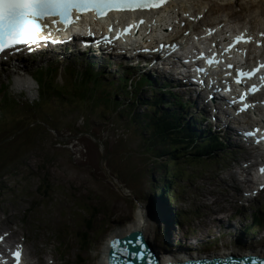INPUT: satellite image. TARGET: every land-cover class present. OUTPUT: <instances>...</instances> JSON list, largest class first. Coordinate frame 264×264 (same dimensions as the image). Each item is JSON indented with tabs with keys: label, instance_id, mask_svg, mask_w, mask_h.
Returning <instances> with one entry per match:
<instances>
[{
	"label": "rangeland",
	"instance_id": "rangeland-1",
	"mask_svg": "<svg viewBox=\"0 0 264 264\" xmlns=\"http://www.w3.org/2000/svg\"><path fill=\"white\" fill-rule=\"evenodd\" d=\"M190 9L200 12L207 9L206 21L209 23L223 17L233 26L250 23L264 27V0H235L225 5L215 0H200L194 1ZM80 57L81 61L71 65L82 66V61L89 58L86 55ZM118 61V58L110 59L101 83L82 81L89 83L90 88L83 89L76 80L66 82L73 89H82L80 97L77 94L61 97L53 92H43L40 84L24 88L20 101L7 105L0 119V209L7 205L21 207L24 199L35 198L37 204L31 219L38 216L46 224L66 230L68 245L65 258L69 264L102 263L108 238L114 232L133 225L131 223L136 220L140 206H149L151 195L155 197L153 181L160 186L164 176L161 165L167 162L168 156H160L158 168H153L154 156L159 151L150 141L149 129L136 119L137 116L146 118L148 114H142L143 105L133 107L127 104L137 92L161 98L153 89L159 84H144L141 90L139 85L135 89L125 85L119 87L124 84L120 75H126V70ZM93 63L90 67L96 71L99 64H105L101 61ZM137 76L129 74L131 78ZM49 77L43 87L65 86L59 81L60 70L56 78L54 74ZM99 85L107 87V92L99 90ZM172 90L178 96L187 97L180 88ZM163 98L166 101L168 96L163 95ZM117 102H125L126 105L119 106ZM163 106L172 108L166 104ZM151 110H148L150 114ZM193 113L194 110L191 115ZM214 129L218 132V128ZM243 154L246 152H236L234 156L229 152L217 155L218 158L208 157L203 162L199 159L184 166L172 165L184 176L173 186L180 196L175 197L171 205L172 208L187 210L181 225L169 223L165 239L161 230L162 219L151 210L150 240L158 251L163 246L169 251L177 250L175 242L182 248H191L188 251L191 255L238 251L234 236L238 232L242 234L252 219V213L264 206V193L248 208L239 205L238 188L244 186L237 179L238 165L234 166L232 157L241 159ZM242 164L241 161L239 166ZM228 165L233 170L226 169L217 176L206 177ZM41 177H48L52 184L49 198L34 195ZM162 211L164 213V208ZM90 214L92 228L88 238L81 241L78 234L85 229ZM7 228L21 239L16 225L0 223V230ZM185 232L187 236H184ZM29 234L32 236L31 232ZM247 235L249 238H245L240 252L264 249V221L254 233L248 232ZM28 247L46 262H52V244L29 243Z\"/></svg>",
	"mask_w": 264,
	"mask_h": 264
},
{
	"label": "trees",
	"instance_id": "trees-1",
	"mask_svg": "<svg viewBox=\"0 0 264 264\" xmlns=\"http://www.w3.org/2000/svg\"><path fill=\"white\" fill-rule=\"evenodd\" d=\"M81 86H83V89L87 88L86 84L83 82L80 87ZM103 91L107 92V89ZM43 92H53L57 95H61V97H67L71 94H77L80 97L82 89H73L69 84L66 90H60L58 89V87H56L55 89L47 87L45 90H43ZM117 103L119 104V106L124 104L126 105L125 102ZM127 104L132 105L133 107L136 105H143L144 113L142 112V114H148L146 118L144 116H137L136 119L142 123L143 127L149 129L150 141L155 143L159 151V154L156 157L154 156L155 165L153 168H158L159 165L157 159L160 156H168L167 162L161 165V168L164 170L162 184L159 186L155 181H153V193H157L158 195L165 194L166 196L172 198L176 194V191L172 187L183 175V173H181L179 170H175L172 165L184 166L186 163H193L196 160L208 158L209 153L204 147H207L209 143H207V141H203V139L200 142H195L191 135V125L194 126V122L182 118V113L180 111H177L175 107L172 110H163L162 104L168 103L163 102L159 98L152 99L150 96L142 97V95L137 92L134 96L131 97V100ZM133 110L134 109H132V111ZM148 110H151L152 114H150ZM175 160H177L178 163ZM178 160H180L181 163ZM199 161L202 162L201 160ZM51 187L52 184L48 177H41L39 179L37 189L39 190V195L41 196V198L49 197V190ZM153 202L154 197L153 195H151L149 203H151V205H155ZM155 207H157V205H155ZM172 210L174 213V223L179 224V211L174 209ZM39 221H41V219H39ZM91 222L92 215L90 214L86 219L85 229H83L79 233L81 241H84L88 238V233L92 228ZM256 224L257 222L252 223L248 228H246V233L248 231L254 233L257 229L256 227L259 226ZM161 228V230L163 231V235L165 236V227L163 228L162 226Z\"/></svg>",
	"mask_w": 264,
	"mask_h": 264
},
{
	"label": "snow or ice",
	"instance_id": "snow-or-ice-1",
	"mask_svg": "<svg viewBox=\"0 0 264 264\" xmlns=\"http://www.w3.org/2000/svg\"><path fill=\"white\" fill-rule=\"evenodd\" d=\"M116 4L117 0H0V52L21 43H36L35 33L47 27L41 21L50 15L66 18L73 9L99 12ZM15 255L19 264L20 253Z\"/></svg>",
	"mask_w": 264,
	"mask_h": 264
},
{
	"label": "water",
	"instance_id": "water-1",
	"mask_svg": "<svg viewBox=\"0 0 264 264\" xmlns=\"http://www.w3.org/2000/svg\"><path fill=\"white\" fill-rule=\"evenodd\" d=\"M137 238L145 241V250L138 245ZM109 241L110 245L108 242L106 244L107 254L104 255L105 264H264V256L254 253L238 254L236 257L230 255L203 256L192 262H190L192 257H186L184 260L164 261L158 257L155 246L144 238L143 232L138 228L131 229L124 234L114 235ZM112 247L116 249L111 256Z\"/></svg>",
	"mask_w": 264,
	"mask_h": 264
},
{
	"label": "bare ground",
	"instance_id": "bare-ground-1",
	"mask_svg": "<svg viewBox=\"0 0 264 264\" xmlns=\"http://www.w3.org/2000/svg\"><path fill=\"white\" fill-rule=\"evenodd\" d=\"M185 1H188V0H177L176 2H174L170 7H169V9H168V11H167V16H168V12L169 11H171L174 7H177L180 3H182V2H185ZM204 1V0H203ZM216 1H218V2H220V3H222V4H229L230 3V0H216ZM232 2V1H231ZM181 8L183 9V10H188V9H190L189 7H187L186 5H181ZM166 24V23H165ZM264 48V47H263ZM163 212V211H162ZM153 223V222H152ZM151 223V224H152ZM131 224H133V225H131L130 227H126L125 229H123V230H121V231H116V232H114L112 235H111V237L112 236H114V235H119V234H124V233H126L127 231H129V230H131V229H134V228H138L139 230H141L142 232H143V234H144V237L148 240V241H150L151 242V236H150V234H151V230L149 229L150 228V219H149V211H148V213H147V211L146 210H144V209H142L141 207L139 208V210H138V216H137V218H136V220L133 222V223H131ZM164 228V227H163ZM162 229V228H161ZM185 235V234H184ZM188 250V248H185V250L184 251H180L183 255H185V256H187L186 254V252L185 251H187ZM254 254H258V255H263L264 256V249H261V250H258V251H256ZM166 255H169L170 257H168V256H162V255H159V257L160 258H167L166 260H169V261H173V260H177V257H176V255L177 254H166ZM180 257V256H179ZM102 264H105V256H104V258H103V261H102Z\"/></svg>",
	"mask_w": 264,
	"mask_h": 264
}]
</instances>
